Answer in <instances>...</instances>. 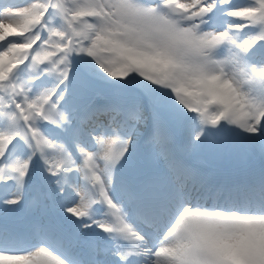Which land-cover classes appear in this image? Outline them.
Masks as SVG:
<instances>
[{
	"label": "snow or ice",
	"instance_id": "1",
	"mask_svg": "<svg viewBox=\"0 0 264 264\" xmlns=\"http://www.w3.org/2000/svg\"><path fill=\"white\" fill-rule=\"evenodd\" d=\"M0 264H264V0H0Z\"/></svg>",
	"mask_w": 264,
	"mask_h": 264
},
{
	"label": "bare ground",
	"instance_id": "2",
	"mask_svg": "<svg viewBox=\"0 0 264 264\" xmlns=\"http://www.w3.org/2000/svg\"><path fill=\"white\" fill-rule=\"evenodd\" d=\"M13 2H15V3H22L23 0H13ZM6 23H7V21H6Z\"/></svg>",
	"mask_w": 264,
	"mask_h": 264
}]
</instances>
